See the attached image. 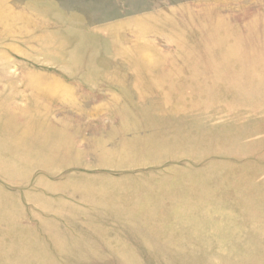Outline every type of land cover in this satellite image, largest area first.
Listing matches in <instances>:
<instances>
[{
  "label": "rangeland",
  "instance_id": "1",
  "mask_svg": "<svg viewBox=\"0 0 264 264\" xmlns=\"http://www.w3.org/2000/svg\"><path fill=\"white\" fill-rule=\"evenodd\" d=\"M0 264H264V0H0Z\"/></svg>",
  "mask_w": 264,
  "mask_h": 264
}]
</instances>
